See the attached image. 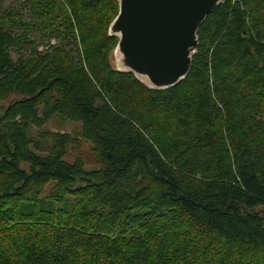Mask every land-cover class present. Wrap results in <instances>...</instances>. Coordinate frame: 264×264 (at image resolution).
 Returning <instances> with one entry per match:
<instances>
[{
	"label": "trees",
	"instance_id": "16d2710c",
	"mask_svg": "<svg viewBox=\"0 0 264 264\" xmlns=\"http://www.w3.org/2000/svg\"><path fill=\"white\" fill-rule=\"evenodd\" d=\"M16 1L0 13V96H20L0 109V264H264V0L216 5L162 90L112 65L118 0ZM53 118L80 127L41 131ZM81 141L95 168L65 159Z\"/></svg>",
	"mask_w": 264,
	"mask_h": 264
},
{
	"label": "water",
	"instance_id": "95a60500",
	"mask_svg": "<svg viewBox=\"0 0 264 264\" xmlns=\"http://www.w3.org/2000/svg\"><path fill=\"white\" fill-rule=\"evenodd\" d=\"M118 1V13L108 28V34L117 37L115 69L162 90L188 74L197 30L222 0ZM251 212L264 218V205Z\"/></svg>",
	"mask_w": 264,
	"mask_h": 264
},
{
	"label": "rangeland",
	"instance_id": "374dc122",
	"mask_svg": "<svg viewBox=\"0 0 264 264\" xmlns=\"http://www.w3.org/2000/svg\"><path fill=\"white\" fill-rule=\"evenodd\" d=\"M16 2H18V1H16V0H0V13L5 12L6 10H10V9L14 8L15 6L18 7V5H16ZM18 9H19V7H18ZM20 10L22 12L24 11L23 9H20ZM24 18H25V20L29 19L28 12H27L26 16L24 15ZM19 31L22 32V30H17V33H19ZM29 38H30L29 40H35L36 41V44L38 45L37 46L38 50H43L45 48V46L47 45V41L49 44H52V45L58 43V40L55 38H50L48 40L41 39V33H38V32H30ZM29 52H30V48L22 47L20 49H12L10 54H11V58L13 60H16L20 54H28ZM111 62H112V65L114 67H116V59H115V56L113 55V53L111 55ZM18 98H20V96L17 95L16 93L2 94L0 96V109L5 107L10 101L18 99ZM79 127H80V124L78 122L62 121V120H59L58 118H55V119L53 118L52 120L48 121L41 128V131L74 134L78 131ZM36 132L37 131L34 132L35 135H36ZM40 143L45 150L50 147V141L48 139L41 138ZM44 153H47V152H44ZM77 157L82 158V160L85 163L86 169H92V168L96 167L93 151H92L91 146L88 142L81 141V145H80L79 149L74 148L72 146H70V147L68 146L67 155H66L65 159L69 162H72ZM64 198L72 199L71 197L64 195L60 198V201L63 202L62 199H64ZM55 204L57 207H61V203L57 202Z\"/></svg>",
	"mask_w": 264,
	"mask_h": 264
}]
</instances>
